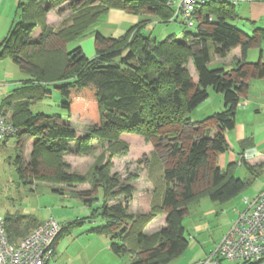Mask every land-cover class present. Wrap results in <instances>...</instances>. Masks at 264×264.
Segmentation results:
<instances>
[{"label": "trees", "instance_id": "trees-1", "mask_svg": "<svg viewBox=\"0 0 264 264\" xmlns=\"http://www.w3.org/2000/svg\"><path fill=\"white\" fill-rule=\"evenodd\" d=\"M63 1L19 0L8 33L0 42V59L9 57L32 75L0 102V111L6 110L5 106L11 108L10 121L18 128L16 169L25 182L52 180L57 185L75 186L87 178L66 171L62 162H52L48 157L87 152L93 136L110 142L115 151L127 149L128 140L150 143L151 150L162 158L165 190L160 204L151 203L154 189L145 190L139 198L145 205L152 195L150 205L140 212L129 211L132 185L120 184L114 191L119 183L108 175L107 163L94 165L93 190L78 195L90 202L98 192L103 194L99 210L105 224L98 229L109 237L113 253L133 254L127 264H167L189 246L183 218L190 204L202 193L213 202L224 203L249 185V180L234 175V163L220 168L217 156L228 148L225 133L235 126L237 106L248 93L249 80L264 78L261 55L256 61L245 59L246 51L264 40V28H255L249 35L233 24L237 17L234 3L207 0L197 10L195 32L158 40L142 33L145 21L139 20L118 37L95 31V55L87 58L80 46L67 50V42L85 34L108 9L144 11L157 15L163 23L170 20L173 9L166 0L74 1L67 24L52 29L44 16ZM36 26L41 32L32 37ZM236 46L241 49V58H236L232 67L210 66L211 53L224 57ZM189 60L195 76L186 66ZM48 81L62 96L60 106L88 116V126L77 129L60 116L29 110L30 100L47 93L44 86ZM208 87L222 95L224 108L192 121L189 114L207 98ZM23 139L31 142L26 161L21 155ZM250 167L246 169L251 171ZM52 190L60 192L55 185ZM118 193H123V198L108 204V198ZM158 213L163 215L164 225L145 233V225ZM40 223L33 217L4 216L10 242L18 241ZM62 232L61 226L56 241ZM214 255L219 264L222 257Z\"/></svg>", "mask_w": 264, "mask_h": 264}, {"label": "rangeland", "instance_id": "rangeland-1", "mask_svg": "<svg viewBox=\"0 0 264 264\" xmlns=\"http://www.w3.org/2000/svg\"><path fill=\"white\" fill-rule=\"evenodd\" d=\"M17 2L18 0H12V3L5 2L0 7V42L7 35L14 19ZM237 10L238 8H236ZM56 12H59V14H56ZM56 12L55 14L60 18L63 17L61 10ZM45 16L44 19L46 20ZM180 18L179 16L178 21L160 23L151 21L148 15H143L140 17V20L145 21L142 33L162 40L167 35L182 38L186 31L195 32L196 25L187 26L181 22ZM67 19L68 17L61 19L57 26H48L52 29H58L67 24ZM236 22L241 29L244 28L241 22ZM94 31H99L105 36L118 37L121 27L112 23L105 12L92 22L85 34L71 38L67 42L66 49L70 50L75 46H81L85 57L92 58L95 55ZM211 55L215 60L213 53ZM254 58L252 61H256L258 57ZM190 63L189 60L186 66L191 75L195 76L196 73L191 68ZM209 64L210 66L224 65L223 63L215 64L213 62ZM31 77L30 73L21 70L9 57L1 58L0 102L12 92L13 88L20 87L24 81L31 79ZM44 87L47 93L42 98L30 100L29 110L33 114L40 112L46 115L60 116L77 129H84L91 123L88 116H80L77 112L70 113L60 106L62 96L50 81ZM207 90V98L200 102L189 114L192 121L201 120L224 108L222 95L215 92L211 87H208ZM23 97L22 100L26 98V95L23 94ZM238 112H241V110L239 109ZM4 114L6 117L8 116L9 120L11 119L12 112L7 113L4 110ZM238 117L240 118L241 115H237V119H239ZM229 133L230 131H228ZM234 133L233 131L230 133L229 141L233 146L234 161L240 163V156L237 153L238 144H235ZM16 138V135L12 136L8 138L6 143H2L0 140V213L4 216L33 217L37 221L52 217L59 222L63 227V232L58 238L50 264H127L133 254L113 253L108 248L109 237L99 230L105 224L99 210L103 201V194L98 192L90 202H84L78 194L93 190L91 182L95 178L93 177L94 165L99 163L103 166L107 163L108 175L115 176L116 181L119 183L113 188L114 191L118 190L120 184L132 185L131 198L127 201L129 211H136L143 202L136 195H140L141 192H151L153 189L155 191L151 203L152 205L160 204L165 190L162 158L158 153L151 150L150 143L142 144V142H139L135 144L128 140L127 149L115 151L113 146H109L110 142L98 136H93L89 141L90 150L87 152L78 154L71 151L61 153L57 158L48 157L52 162H62L66 171L76 172L87 178V182L82 184L65 186L52 183V180L25 182L16 169ZM30 144L29 139H23L21 155L24 161L29 159ZM238 163L234 164L233 173L237 177L249 180V185L236 198L224 203L213 202L207 194L202 193L195 202L190 204L189 212L183 218L185 235L191 243L196 239L201 245L196 243V246H194V242L191 248L188 246L178 257L167 264H199L206 260L207 257H204V252L206 251L208 255V252L214 249L215 244L228 229L230 221L237 218L238 212L243 210L252 198L264 191V187L258 181L250 180L251 173ZM53 185L57 186L60 192L52 190ZM123 196V193L111 196L108 198L107 203L118 202ZM245 198L246 202H244ZM235 263L236 261L220 258V264Z\"/></svg>", "mask_w": 264, "mask_h": 264}, {"label": "crops", "instance_id": "crops-1", "mask_svg": "<svg viewBox=\"0 0 264 264\" xmlns=\"http://www.w3.org/2000/svg\"><path fill=\"white\" fill-rule=\"evenodd\" d=\"M74 1H81V0H65L64 2H61L60 4H58L56 8H54L53 10L52 9L49 10L45 16L46 24L51 27H53V25L57 26L60 23L61 19H64V18L66 19L67 17H69L72 12L70 8V4ZM5 2L12 3V0H0V7ZM234 4H235V11H236V8H238V10L236 11L237 17L233 21V24L236 27L241 29L238 26L236 21L241 22V24L244 25V28H242L241 30H243L245 33L249 35L253 33L255 28H264V0H241ZM59 10H61V12L63 13L62 18L56 15V14H59V12L58 13L56 12ZM106 15L107 17H109L112 23L121 27L120 35H123L124 32L129 28V26L137 23L140 20V17L143 15H148L151 21L153 22L157 21L161 23V20L157 15L148 14L147 12H144V11L141 13H133V12L126 11L124 9L110 8L107 10ZM178 18L179 16L176 18L170 19L168 22L178 21ZM197 18H196V21H197ZM196 24L197 23L195 22L194 25ZM40 32H41V27L36 26L32 33V37H37ZM93 45H94V42H93ZM94 54H95V51H94ZM260 55H261L262 60H264V40H261L255 45H253L252 47H250L246 51L245 59L247 61H252L255 59L254 57H259ZM214 56L216 59L213 60V57H212L211 62L215 64L223 63L224 67L230 68L233 66L234 60L236 58H241V49L239 46H236V47H233L224 57H218L216 55ZM0 107H1V104H0ZM5 107H6L7 113L11 112L10 107H7V106ZM239 109L241 110V112H238ZM239 114L241 115V117L240 118L238 117L239 119H237V115ZM259 123H262V124H259ZM228 131H230V133L232 131L235 132L234 140H235V144H238L237 153L239 154V156L241 155L242 152H244L242 157L240 156V161H239L240 163L234 161L235 157L233 155L234 153L232 152L233 146H231L230 144V141H229L230 133L228 134ZM228 131L225 133L227 143H228V148L226 151L218 154L217 156L218 166L224 169L230 163H234V164L238 163L239 165H242L245 168L247 165H250L251 171L250 170L248 171L249 173H251L250 178L253 177L252 179H254V181L255 180L258 181L261 184V186L264 187V78H252L249 80L248 93L246 97L242 98L239 101V104L237 106L235 126L234 128ZM7 140L6 141L1 140V141L2 143H6ZM136 196H139V195H136ZM151 196L152 195H150V199L152 198ZM256 197L252 198L248 203L253 201ZM150 199H149L148 204L144 205L143 203H141V205L136 211H139V212L143 211L145 206H149ZM246 201L247 200L245 198L244 202ZM233 220L234 218L230 221L228 229L230 228ZM163 225H164V217L163 215L158 213L145 225L143 230L145 233L150 234L158 230L159 228H161ZM228 229L225 231V233L228 231ZM225 233L222 234L220 240L215 244L214 249L208 252V255L206 254V251L204 252L205 253L204 257H209L215 252L217 245L219 244V242L221 241ZM194 242H195L194 246H196V243H199L196 239L192 243L191 241H189V244L191 243L189 245V248L193 246ZM57 243L58 241H56L55 243V249H56ZM108 248H109V245H108Z\"/></svg>", "mask_w": 264, "mask_h": 264}, {"label": "built area", "instance_id": "built-area-1", "mask_svg": "<svg viewBox=\"0 0 264 264\" xmlns=\"http://www.w3.org/2000/svg\"><path fill=\"white\" fill-rule=\"evenodd\" d=\"M207 0H166L173 9L170 19L180 16L181 22L193 26L198 8ZM241 0H231L236 3ZM18 128L0 112V140L15 136ZM61 225L54 218L43 220L16 242H10L0 213V264H50ZM215 253L231 261L250 260L264 264V191L238 212ZM199 264H218L214 254ZM69 264V263H65Z\"/></svg>", "mask_w": 264, "mask_h": 264}]
</instances>
